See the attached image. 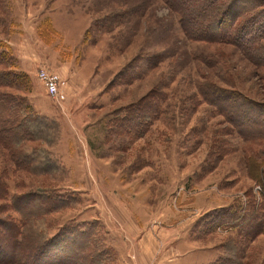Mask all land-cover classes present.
I'll return each mask as SVG.
<instances>
[{
  "label": "rangeland",
  "instance_id": "1",
  "mask_svg": "<svg viewBox=\"0 0 264 264\" xmlns=\"http://www.w3.org/2000/svg\"><path fill=\"white\" fill-rule=\"evenodd\" d=\"M261 10L264 0L234 7L240 17ZM243 32L236 44L192 41L163 0L0 2V44L30 77L36 113L56 123L31 145L54 164L47 173L17 170L0 146V181L13 194L49 195L65 205L37 225L35 247L43 235L82 226L113 252L97 264H120L106 234L125 217L145 229L127 238L128 263L264 264V235L246 245L239 227L209 232L204 221L230 206L261 208L264 197V137L241 115L247 102L264 105V42L250 28ZM40 69L60 78V105ZM204 85L215 87L222 108L204 100ZM149 95L161 111L141 137L127 117L147 113L138 108ZM231 114L256 137L246 140ZM8 206L0 201V218L19 221Z\"/></svg>",
  "mask_w": 264,
  "mask_h": 264
},
{
  "label": "trees",
  "instance_id": "2",
  "mask_svg": "<svg viewBox=\"0 0 264 264\" xmlns=\"http://www.w3.org/2000/svg\"><path fill=\"white\" fill-rule=\"evenodd\" d=\"M163 1L178 14L185 35L192 41L207 43L216 41L220 44L235 42L236 44L238 39L244 36L243 30L250 28V32L254 31L251 38L257 39L256 43L263 44L264 42L263 10L257 15L248 14L247 16H243V11L240 17L234 13V7L238 5L239 0ZM200 17H203V21ZM239 17L241 23L239 20L236 21ZM200 21L202 24L199 23ZM198 25L200 28H197ZM236 26H238L237 30ZM230 28L232 32L229 35ZM240 48L244 54L249 50L245 42ZM199 90L207 103L223 107L221 105L223 103L216 96L214 86L204 85ZM31 92L30 77L18 68V61L9 50H6V46L0 44V146L9 152L13 166L17 170L28 169L33 173L44 174L52 170L54 164L46 151L40 148L31 149V145L43 140L50 130L56 129V123L36 113L27 98ZM148 99L150 95L139 103L138 108L141 110V105L144 104L143 108L147 110V113H140L134 118L128 116L127 118L131 120L124 121L134 122L130 129L141 137L149 130L153 117L161 111L159 101L151 102ZM249 103H245L248 107L246 114L243 112L241 115L246 116V120L247 118L251 120L252 127L258 126L261 131L259 133H262L260 137H264V105ZM230 117H233L230 121L239 126L238 132L246 140L256 137L257 133L251 134L248 132L249 129L245 132V127L249 124H238L237 116L235 118L234 114ZM258 181L264 186V177ZM57 199L49 195L30 193L17 196L10 191L7 182L0 181V201L9 203L8 208L20 215L17 222L12 218H0V264H76L78 262L79 264L88 262L97 264V261L101 263L113 253L106 243L96 238L93 229L82 226L64 228L53 237L48 234L43 235L40 244L35 247V243L30 239L33 232L38 230L37 225L46 216L65 206L61 200ZM36 203L38 206L35 207L38 208L36 212H33L32 204ZM260 207L256 208L252 205L247 212L241 206H230L217 210L204 218V221L208 220L207 230L214 232L218 227H239V236L246 241V245L254 242L260 235H264V197H262ZM30 250H33L31 255ZM233 260L234 258H225L220 264H240Z\"/></svg>",
  "mask_w": 264,
  "mask_h": 264
},
{
  "label": "crops",
  "instance_id": "3",
  "mask_svg": "<svg viewBox=\"0 0 264 264\" xmlns=\"http://www.w3.org/2000/svg\"><path fill=\"white\" fill-rule=\"evenodd\" d=\"M120 218V217H119ZM119 218L117 217V220H115V222L118 223V231L119 229L122 227L125 228L123 229V231L118 232L116 230V226H109V235L107 236L106 234V240H107V244L112 247L115 251L116 254L118 255V262L120 264H136V262H132L128 263L126 257L129 256V249L127 246V238L130 239H138V236L143 233L145 231L144 228H142L140 225H138L135 221H133L132 219L129 218ZM113 220L109 222H107V224H113ZM122 224V225H121ZM114 225V224H113ZM114 228V229H113ZM146 236V235H144ZM142 241H146V238H144ZM149 245V242H147L146 246ZM147 255L149 252H145ZM149 257V256H147Z\"/></svg>",
  "mask_w": 264,
  "mask_h": 264
},
{
  "label": "built area",
  "instance_id": "4",
  "mask_svg": "<svg viewBox=\"0 0 264 264\" xmlns=\"http://www.w3.org/2000/svg\"><path fill=\"white\" fill-rule=\"evenodd\" d=\"M38 77L45 84L48 94L55 98L56 102H58L60 105V78L48 69H40L38 72Z\"/></svg>",
  "mask_w": 264,
  "mask_h": 264
}]
</instances>
